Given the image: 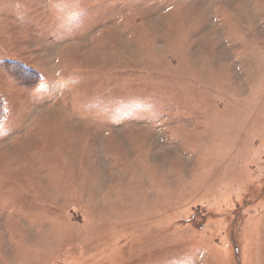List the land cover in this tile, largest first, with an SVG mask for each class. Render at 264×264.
<instances>
[{
	"label": "rangeland",
	"instance_id": "374dc122",
	"mask_svg": "<svg viewBox=\"0 0 264 264\" xmlns=\"http://www.w3.org/2000/svg\"><path fill=\"white\" fill-rule=\"evenodd\" d=\"M0 95V264H264V0H0Z\"/></svg>",
	"mask_w": 264,
	"mask_h": 264
},
{
	"label": "trees",
	"instance_id": "16d2710c",
	"mask_svg": "<svg viewBox=\"0 0 264 264\" xmlns=\"http://www.w3.org/2000/svg\"><path fill=\"white\" fill-rule=\"evenodd\" d=\"M9 68H12V67H9ZM14 68H16L15 69V74H13L15 79H17L19 81H22L27 86L30 85L33 82V79H31V77H27L24 74V73L28 74L29 72H32V70H30V69H21V68H18V67H14ZM18 71H20L22 73H18ZM36 76H37V82H36L35 86L38 84V75L36 74ZM30 86H32V85H30ZM7 116H8L7 104H6V101L3 98V96L0 95V127L5 122Z\"/></svg>",
	"mask_w": 264,
	"mask_h": 264
}]
</instances>
